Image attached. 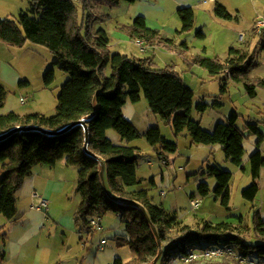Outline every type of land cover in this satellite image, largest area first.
<instances>
[{"label":"trees","instance_id":"16d2710c","mask_svg":"<svg viewBox=\"0 0 264 264\" xmlns=\"http://www.w3.org/2000/svg\"><path fill=\"white\" fill-rule=\"evenodd\" d=\"M105 1L119 5L122 1L134 3L137 0ZM90 2L31 0L29 11L20 13L17 20L0 19V40L16 47H23L29 42L45 46L55 57L54 65L68 74L58 94L54 115L41 112L20 114L15 111L0 114V134L19 125H38L58 130L86 118L90 135L89 150L105 162V186L100 174V158L84 150L83 126L76 125L58 135L40 130L14 132L0 140V215L7 219L16 218V192L36 165L55 166L65 159L67 165L78 170L76 191L81 199L76 221L92 231L91 218L103 217L111 211L126 225L129 237L117 236V244L128 245L136 257L130 261L117 257L113 264H150L159 255L160 248V264H172L174 257L186 253L192 246L207 247L225 243L236 246L245 255L255 253L264 261V218L259 212L254 215V229L261 241L250 243L234 232L231 222L214 224L204 221L199 230H191L187 225L181 227L178 216L169 212L163 204L154 202L149 189L130 190L141 182L138 176L140 149L131 145L132 141L146 137L162 159H167L165 152H176L178 144L169 141L159 126H151L141 132L124 114L123 108L127 101L137 103L144 95L152 112L171 124L177 136L187 130L193 143L220 145L226 159L242 169L245 168V140L252 135L259 136L258 148L249 157L254 179L242 192L243 197L251 201L259 193L257 179L264 167V154L260 148L264 134L260 122L245 121L244 126L240 127L238 122L242 115L233 111L227 121H219L214 130L204 129L200 121L192 118V112L195 108L205 112L209 104L201 102L195 105L193 89L175 66L161 67L154 56L113 54L108 32L93 27V21L99 20L100 16L94 13ZM77 3L82 8L81 17ZM215 12L221 18H233L222 4H217ZM178 13L182 21L179 33L187 35L194 28L195 12L192 7L185 6L180 7ZM122 29L131 38L139 39L149 46L176 50L173 40H166L159 29L150 27L143 15L137 16L132 25ZM197 34L205 37L202 31ZM183 45L180 54L185 62L200 65L212 76L222 77V93L228 92L229 79L243 83L252 98L257 97L258 88L264 89L263 78L251 77V72L260 65L258 47L252 50L230 47L225 59L205 54H197L189 59V46L187 43ZM109 62L112 73L108 76L105 68ZM44 81L47 86L55 81L54 68L46 72ZM28 84V80L20 82L21 86ZM7 93L5 86L0 83V107L4 106ZM215 103L220 104L218 101ZM109 129L115 130L125 143L113 142L107 136ZM203 173L215 177L217 184L214 191L217 197L222 198V203L228 206L232 172L218 165H210ZM198 190L203 196L211 192L205 180L201 181ZM240 220L243 222L242 218ZM189 264L237 263L225 257Z\"/></svg>","mask_w":264,"mask_h":264},{"label":"rangeland","instance_id":"374dc122","mask_svg":"<svg viewBox=\"0 0 264 264\" xmlns=\"http://www.w3.org/2000/svg\"><path fill=\"white\" fill-rule=\"evenodd\" d=\"M90 1L94 13L100 16L99 20L93 21V27L95 30L103 28L108 32L113 54L118 52L131 57L154 56L161 67L174 65L187 85L193 89L195 105L201 102L209 104L205 112H199L196 108L192 112V118L200 121L204 129L214 130L219 121H227L231 113L237 111L242 115L238 122L240 127L244 126L245 121L260 122V128L264 134V89L258 88L257 97L252 98L243 83L229 79L228 92L222 93L221 76H212L200 65L188 64L180 54L184 48L183 44L187 42L190 46L187 50L189 59L197 54L225 59L230 47L243 46L237 41V30L223 29L216 24H210L208 20L205 23L209 26L203 30L208 36L201 37L197 33L203 25V16L189 35H183L179 33L182 21L178 13V4L173 0H137L134 3L122 1L119 5H111L105 0ZM77 5L81 17L82 8L79 3ZM30 8L31 0H0V19L17 20L20 13L28 12ZM139 15L145 16L148 25L159 29L166 40H174L177 49L168 51L152 48L146 44L141 46L137 42L138 39H132L122 27L132 25ZM244 26L247 27L248 24ZM256 38L253 48L261 40V37ZM258 58L260 65L252 71L251 76L264 79V39L259 47ZM54 59V55L45 46L29 42L23 47H16L0 40V83L8 92L5 106L0 107L1 114L11 110L20 114L35 112L46 115L55 114L58 94L68 79V74L54 65ZM50 68L55 70V81L47 86L44 78ZM105 73L108 76L112 73L110 62L105 68ZM22 80H28L29 84L21 86ZM216 101L220 104H216ZM128 103L136 104L138 112L131 113L128 108H124V114L141 132L147 131L151 126H159L169 141L178 144L176 152H165L168 164H163V159L159 157L156 148L147 141L146 137L131 143L140 149L141 155L138 169L141 182L135 185L136 189H149L154 202L163 204L169 212L178 216L181 227L187 225L191 230H199L204 221L214 224L231 222L235 228L234 232L239 233L247 242H260L261 239L254 229V215L259 212L264 217V167L261 176L257 179L260 185L257 197L254 201L246 199L242 192L252 184L254 179L249 154L244 158L245 168L242 169L228 161L222 149L193 143L187 130L177 136L171 124L152 112L144 95L139 102L129 101ZM112 131L116 136H120L115 130ZM248 151L249 145H247L246 153ZM59 164L65 168L66 160L62 159ZM210 165H218L233 174L230 181L231 198L228 206L222 203V198L217 197L214 191L217 184L215 177L203 173ZM60 169L54 173L56 176H50L52 179L49 191L52 196L49 206L51 219L46 221L41 240L47 239L55 251L68 250L70 255L75 256L74 260L77 259L80 262L113 264L117 257H121L124 261L134 259L136 255L128 245L117 244L116 237H129V232L116 213L107 212L102 217L103 230L92 228L91 232L74 219L76 214L74 208L79 203V194L75 187L78 170L75 167H67V171L64 169L60 171ZM38 179L41 183H45L46 176ZM154 180L156 183L153 182ZM202 180H205L211 189V192L205 196L198 190ZM17 195L20 198V209H26L32 205L33 199L22 198L20 192ZM42 198L47 199L40 194L39 199L36 198L39 200L38 203H41ZM192 199L200 202L198 207L192 205ZM1 223L6 224L4 229H1ZM11 224L0 216L1 233H9ZM104 239L107 244L100 249L99 242ZM203 243L207 242L203 241ZM56 254L59 255L58 252ZM248 257L264 262L255 253L249 254ZM159 261L160 259L155 264H160Z\"/></svg>","mask_w":264,"mask_h":264},{"label":"crops","instance_id":"0c3cea01","mask_svg":"<svg viewBox=\"0 0 264 264\" xmlns=\"http://www.w3.org/2000/svg\"><path fill=\"white\" fill-rule=\"evenodd\" d=\"M173 1L177 2L178 8L185 7V6H190L193 8L195 12V25H198L200 22V18L204 16L202 19L203 25H201L200 31L204 33L205 37L208 36V34L205 33L203 30L205 27L209 26V25H206L207 23H205L208 20H210L211 22L210 24L212 25L216 24L218 26H221L223 29L227 28V29L234 30V31L237 30L238 31L237 41L238 43L243 45L241 46L243 48H248L252 50L253 44L255 40L257 39L256 37H261L260 38L261 40L254 46V48L258 47V53H259V47L264 39V30L262 33H256L253 30V28H254V24L258 16L264 14V0H215V1H211V0H173ZM217 4L224 5L233 15V18L224 19V18L217 16L215 12V8ZM244 24H248V26L245 27ZM244 28H246V30H243ZM241 32L245 33V39L243 41H241L239 37V34ZM183 35H186V34H183ZM187 35H189V33ZM143 44H146V43L143 42ZM146 45L149 46L148 44ZM173 45L177 49V45L174 40H173ZM187 45L189 46L188 43ZM149 47H152V46H149ZM152 48H156V47H152ZM157 48L167 50L162 47H157ZM7 99H8V93L5 99L4 106L6 104ZM128 102L129 101H127L124 108H128L131 113L133 112L137 113L138 111L136 109V104H129ZM6 113H3V114H6ZM23 114H26V113H23ZM112 130L113 129L107 130V136L110 139H112L113 142L115 143H125L123 142L121 137L116 136L115 132H113ZM258 141H259V136L257 135H252L247 140H245L244 158L247 156V154H249L250 156L252 153H254L257 150ZM263 144H264V137H263V140L260 146L262 152H263ZM247 145H249V151L246 153ZM210 146L212 148L217 147V148L222 149L221 146L218 144L210 145ZM59 162L55 166H49L45 164L36 165L33 168L32 174L25 179L21 188L16 192V205H17V211H18L16 218L7 219L5 216L0 215L4 217L8 221V223L9 222L12 223L10 225L11 230H9V233L7 232L1 233L2 230H0L1 237H2L0 239V264H96L95 262L86 263V261L80 262L77 259L74 260L75 256L70 255L68 250L65 251L63 249V250L58 251L57 249V251H55L54 248L51 247L47 239L41 240V236L44 233V228H46V221L51 219V215L49 213L50 212L49 206L52 202V196L50 195L49 191L52 185V179L50 176L52 175L56 176L54 173L56 172V170L58 171L60 167H61L60 171H63L62 169H64V171H67V167H73V166L67 165L66 163V167L64 166L65 168H63L62 167L63 165L59 166L61 165L59 164ZM138 169H139V166H138ZM43 176H46L45 183L44 182L41 183V181L38 179ZM77 178L78 177H76L75 187H77ZM153 182L156 183L155 180ZM130 190H140V189H136V187L134 186V187H131ZM19 192L22 198L33 199L32 205L30 207L26 209H20L19 207L20 198L17 195ZM40 194L42 197H46L49 200L48 201L46 199L48 201L47 207H44V208L40 207V203H38L39 200H37L39 199ZM80 199L81 198L79 195V203H80ZM79 203L77 206L75 205V208H74L75 213L78 209ZM74 219L76 220V214L74 216ZM1 224H2L1 229H4L6 224L4 223H1ZM90 235L91 233L89 234L88 237H90ZM81 236L83 237V235ZM57 252L59 253V255L56 254ZM65 253H69V254L63 255Z\"/></svg>","mask_w":264,"mask_h":264},{"label":"built area","instance_id":"2783aa9c","mask_svg":"<svg viewBox=\"0 0 264 264\" xmlns=\"http://www.w3.org/2000/svg\"><path fill=\"white\" fill-rule=\"evenodd\" d=\"M215 1V0H211ZM253 30L256 33H262L264 30V14L259 15L255 21ZM240 40L243 41L245 39V33L241 32L239 34ZM138 44L143 46V42L141 40H137ZM144 48L142 47V50ZM163 164H168V160L163 158ZM200 202L196 199H192V205L194 207H198ZM48 206V201L46 199H42L40 203V207L44 208ZM90 226L95 230H103L102 225V217L95 216L90 220ZM107 241L101 240L99 242V248L103 249ZM225 257H229L235 261L237 264H264V262L256 261L250 259L248 255H245L238 250V248L232 244H219L207 247H195L192 246L188 249L186 253H182L173 258L172 264H189L194 261H202L205 259H222Z\"/></svg>","mask_w":264,"mask_h":264},{"label":"water","instance_id":"95a60500","mask_svg":"<svg viewBox=\"0 0 264 264\" xmlns=\"http://www.w3.org/2000/svg\"><path fill=\"white\" fill-rule=\"evenodd\" d=\"M76 125H81L84 128V133H85L84 150L87 153H89L91 155H94L95 157H98L96 154H94L92 151H90L89 147H88L89 136L90 135H89V126H88L86 118H82L80 120L71 122V123L65 125L64 127L58 129V130L47 129V128L40 127L38 125H19V126H15V127L11 128V129L1 133L0 134V140L7 138L8 136H10L14 132L27 131V130H40V131H42L44 133H47V134H50V135H58V134H61V133L65 132V131L69 130L70 128H72V127H74ZM98 158H100V157H98ZM100 162H101V171H100L101 179H102L103 185L105 186V176H104L105 162L101 158H100ZM119 199L123 200V198H119ZM142 210H143L144 214L146 216H148L145 208L142 207ZM153 229L155 230L154 227H153ZM158 242H159V245L161 246V240L159 238H158ZM161 253H162V248H160L159 255L155 258L153 264H155L158 261V259L161 256Z\"/></svg>","mask_w":264,"mask_h":264}]
</instances>
